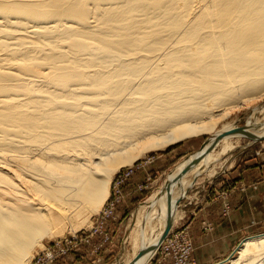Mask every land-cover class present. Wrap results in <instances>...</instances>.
Instances as JSON below:
<instances>
[{"label": "bare ground", "instance_id": "1", "mask_svg": "<svg viewBox=\"0 0 264 264\" xmlns=\"http://www.w3.org/2000/svg\"><path fill=\"white\" fill-rule=\"evenodd\" d=\"M257 99L264 0H0V264H30L56 219L96 214L121 167L212 132L135 211L124 264H148L171 203L174 227L175 202L245 138L227 133L264 136L257 120L216 129ZM231 264H264V235Z\"/></svg>", "mask_w": 264, "mask_h": 264}, {"label": "rangeland", "instance_id": "2", "mask_svg": "<svg viewBox=\"0 0 264 264\" xmlns=\"http://www.w3.org/2000/svg\"><path fill=\"white\" fill-rule=\"evenodd\" d=\"M257 100L242 107H234L228 112L229 116L218 119L216 129H220L227 122H232L239 128H244L256 120L264 122V99ZM211 137L212 132H205L166 148L150 150L131 165L121 167L120 171L115 172L113 176L108 200L96 214L95 212L86 213L80 219L76 217L77 225L74 227L69 221L63 220V217V219L58 218L60 215L55 216L58 218L54 223L56 227L64 224L61 233H56V236L52 235V237L44 236L41 241L39 240L40 242L31 249L30 255L34 259L32 258L30 264H124L134 254L130 236L134 231L132 224L135 211L164 187L169 180V175L178 164L190 155L201 151ZM238 146L230 154L231 158L228 159L229 162L227 161L225 168H219L218 174L216 173L217 175L213 177L203 175L197 183L216 178L237 164L243 165L253 158H264V141L254 143L247 138H241ZM196 184L189 191V196L183 195L186 197L178 205L182 218L172 228L148 264H195L192 258L195 245L190 234L189 223L186 221L187 208L183 206L189 200ZM218 198L223 200V214L228 216L231 210L228 194L222 192ZM53 211L51 210V213L55 215ZM84 218L89 222H84ZM78 223H83L84 227ZM205 228L212 229L210 225H206ZM260 235H264V229L256 235L247 236L230 256L216 264H231V261L238 257V250L243 242ZM185 248H189V251L184 252ZM51 254L53 256H50Z\"/></svg>", "mask_w": 264, "mask_h": 264}, {"label": "crops", "instance_id": "3", "mask_svg": "<svg viewBox=\"0 0 264 264\" xmlns=\"http://www.w3.org/2000/svg\"><path fill=\"white\" fill-rule=\"evenodd\" d=\"M222 192L228 194V216L218 198ZM183 207L195 245V264L223 261L247 236L264 229V158H253L197 183ZM206 225L212 229L207 230Z\"/></svg>", "mask_w": 264, "mask_h": 264}, {"label": "water", "instance_id": "4", "mask_svg": "<svg viewBox=\"0 0 264 264\" xmlns=\"http://www.w3.org/2000/svg\"><path fill=\"white\" fill-rule=\"evenodd\" d=\"M227 134H233V135H235V134H239V135L244 136L245 138L249 139L250 141H252V142H254V143H255V142H261V141H264V136H262V137L251 136V135H249L248 133H246L243 129H238V130H236V131H233V132H230V133H227ZM227 134H224V135L226 136ZM224 135L221 136V137H219V139L221 140V138H223ZM219 139H218V140H219ZM196 162H197V160H195L194 163H196ZM198 177H199V176H196V177H195V181L197 180ZM191 188H192V187H189V188L187 189V191H186V195H188V193H189V191L191 190ZM186 195L183 196V197H180V198L175 202L177 206H178V205H179V204L185 199ZM172 205H173V204L171 203V205H170V216H169V218H168L167 226H166V228H165V230H164V232H163V235H162L161 238H160V242H159V244H161V243L166 239V237L169 235V233L171 232V230H172V228H173V221H172V214H171V212H172V207H173ZM143 256H145V254H141V255H139L138 258L136 259V262H137V260L141 259Z\"/></svg>", "mask_w": 264, "mask_h": 264}, {"label": "built area", "instance_id": "5", "mask_svg": "<svg viewBox=\"0 0 264 264\" xmlns=\"http://www.w3.org/2000/svg\"><path fill=\"white\" fill-rule=\"evenodd\" d=\"M185 250H188V251H189V248H185V249H184V252H185ZM50 256H53V254H51Z\"/></svg>", "mask_w": 264, "mask_h": 264}]
</instances>
